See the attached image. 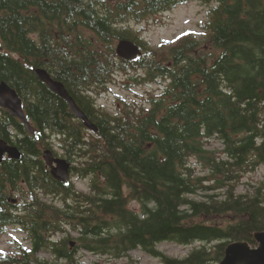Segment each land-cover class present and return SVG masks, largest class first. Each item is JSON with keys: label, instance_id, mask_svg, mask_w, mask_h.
<instances>
[{"label": "trees", "instance_id": "16d2710c", "mask_svg": "<svg viewBox=\"0 0 264 264\" xmlns=\"http://www.w3.org/2000/svg\"><path fill=\"white\" fill-rule=\"evenodd\" d=\"M195 1L209 7L204 43L188 33L153 47L135 30ZM0 40V83L35 130L0 109V139L23 153L0 162V231L17 227L30 243L15 240L0 264H85L82 252L136 250L162 264H220L233 243L258 246L264 188L239 187L264 166V0H0ZM122 40L143 55L119 58ZM37 69L64 84L97 132ZM121 73L161 92L110 112L98 99ZM45 150L78 161L73 175L89 178L88 193L54 180ZM163 243L199 246L179 259Z\"/></svg>", "mask_w": 264, "mask_h": 264}, {"label": "rangeland", "instance_id": "374dc122", "mask_svg": "<svg viewBox=\"0 0 264 264\" xmlns=\"http://www.w3.org/2000/svg\"><path fill=\"white\" fill-rule=\"evenodd\" d=\"M208 9V6L200 2H189L167 13L160 14L141 26L136 25L135 30L140 31L142 29L141 36L153 47H158L163 43H173L188 33L194 34L203 42L207 37L204 25L207 21ZM204 47L206 48L207 44ZM131 75L133 73H121L118 75L116 83L112 85L109 93L98 99V104L104 106L110 112H117L124 108L125 102L146 104L152 95H157L161 92V85L158 83L136 85L130 81ZM211 147L218 149L220 147L219 142H212ZM74 182L78 191L88 193L89 180L74 178ZM259 186L264 188V166L244 177L239 187V193H253L254 188ZM131 208L136 211L140 210V206L137 203H133ZM15 240H20L24 245L30 247L26 234L23 231L20 232L17 227L10 226L5 233L0 232V255L12 251L15 252L17 246ZM196 246H199V244L184 247L174 243H163L158 248L169 256L183 259ZM81 254L78 256L85 264H131V262H136L137 264H162L160 260L150 257L142 250L133 251L130 253V257L122 259L99 257L88 252H82ZM42 255L45 256V254Z\"/></svg>", "mask_w": 264, "mask_h": 264}, {"label": "water", "instance_id": "95a60500", "mask_svg": "<svg viewBox=\"0 0 264 264\" xmlns=\"http://www.w3.org/2000/svg\"><path fill=\"white\" fill-rule=\"evenodd\" d=\"M3 51L0 40V52ZM116 52L119 58L126 61H136L143 55L141 48L134 42L122 40L116 46ZM35 75L40 82L55 93L59 98L64 100L70 107L73 116L81 120L84 126L91 132H97L98 128L94 125L88 116L78 106L74 98L69 94L64 84L53 79L44 69L35 70ZM0 108L6 110L10 117L18 119L22 122L29 134L35 133L34 128L30 124L23 107L22 99L18 93L5 82L0 83ZM6 158L20 161L23 153L15 146L9 145L3 139H0V162ZM43 160L51 170L54 180L67 183L70 179L71 164L60 158H55L51 150L43 153ZM12 203L16 201L11 199ZM258 246L252 248L248 243H233L226 249L225 258L220 264H264V233H258L255 236ZM74 245V243H72Z\"/></svg>", "mask_w": 264, "mask_h": 264}, {"label": "flooded vegetation", "instance_id": "af4514ba", "mask_svg": "<svg viewBox=\"0 0 264 264\" xmlns=\"http://www.w3.org/2000/svg\"><path fill=\"white\" fill-rule=\"evenodd\" d=\"M62 159H65V160H67L66 158H63V157H61ZM68 162H69V160H68ZM70 164H71V169H70V182H72V183H74L75 184V182H74V178H77V179H79V177L78 176H74L73 174H74V170H75V168H77L78 166H79V163H78V161H74V162H69ZM81 180H89V178H85V179H83V178H80ZM68 181V182H69ZM67 182V183H68ZM20 232H22L21 231V229H20ZM71 246L72 247H75V243H74V245L71 243Z\"/></svg>", "mask_w": 264, "mask_h": 264}]
</instances>
